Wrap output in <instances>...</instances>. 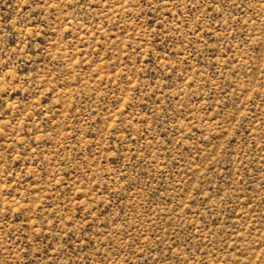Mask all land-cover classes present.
<instances>
[{
  "label": "rangeland",
  "instance_id": "obj_1",
  "mask_svg": "<svg viewBox=\"0 0 264 264\" xmlns=\"http://www.w3.org/2000/svg\"><path fill=\"white\" fill-rule=\"evenodd\" d=\"M0 264H264V0H0Z\"/></svg>",
  "mask_w": 264,
  "mask_h": 264
}]
</instances>
